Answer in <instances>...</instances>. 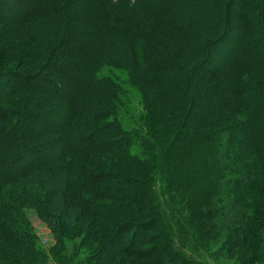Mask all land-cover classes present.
Returning a JSON list of instances; mask_svg holds the SVG:
<instances>
[{
  "label": "trees",
  "instance_id": "trees-1",
  "mask_svg": "<svg viewBox=\"0 0 264 264\" xmlns=\"http://www.w3.org/2000/svg\"><path fill=\"white\" fill-rule=\"evenodd\" d=\"M245 2L222 1L220 28L213 38L197 44L202 57L189 72L192 83L206 78L202 66L211 63L218 54L216 45L231 31L244 39L249 30L264 32V0ZM47 7L63 18L55 30L58 37L41 42L48 55L54 54L53 64L39 69L29 64L31 41L25 35L8 36L10 44L0 41V132L7 139L21 136L5 154L0 142V264H47L48 252L57 264H74V255L81 252L85 264H209L208 257L214 255L209 247L222 231L218 253L228 252L238 264H264L263 114L241 111L239 131L226 136L213 128L195 133L186 124L193 107L190 99L180 109L178 124L165 123L154 103L157 61L171 63L161 53L168 49L167 38L176 33L182 43L189 41L188 28L175 18L169 0H0V31L20 21L30 29ZM94 16L102 24L91 31ZM109 32L125 42L133 63L140 65L152 56L155 67L137 74L124 67L126 60L104 57L103 38ZM260 37L240 42L236 66L244 52L264 57V34ZM140 42L144 47L138 50ZM12 43L17 49L13 54ZM215 65L214 96L222 107H240L239 97L222 96L234 85L229 67ZM107 66L128 69L130 83L142 90L144 113L135 128H128L120 115L127 91L124 81L100 74ZM85 72L92 73L94 85L109 89L97 96L102 106L92 116L93 129L75 141L56 142L60 115L75 114L76 90ZM30 96L37 111L28 106ZM223 138L238 149L244 176L231 185L233 193L227 188L223 165L229 158L224 148V163L216 165ZM205 144L209 155L194 153ZM54 164L65 165L68 178L58 176ZM121 188L120 196L115 191ZM223 195L240 209L233 226L215 221V203L218 206ZM123 197L128 198L130 218L122 222L106 215L102 220L104 211L95 207L112 212ZM28 206L50 225L56 242L50 251L38 243ZM78 238L79 245L68 254L67 240Z\"/></svg>",
  "mask_w": 264,
  "mask_h": 264
},
{
  "label": "rangeland",
  "instance_id": "rangeland-1",
  "mask_svg": "<svg viewBox=\"0 0 264 264\" xmlns=\"http://www.w3.org/2000/svg\"><path fill=\"white\" fill-rule=\"evenodd\" d=\"M223 0H169L171 7L173 8V13L175 18L179 22L184 23L188 28L189 41L183 42V37L171 36V40H168V49H161V53L164 54V58L170 59L171 63L163 64L162 60L158 61L155 57H150V59L139 65L133 63L130 54L125 52L123 48L125 42L122 39L117 38L113 32L105 33L103 38V51L104 57H115L119 61H125L124 67H129L137 74H143L145 71L153 69L156 65V61L160 66V70L157 72V78L155 81V89L158 92L155 93L154 103L159 108V114L165 120V123L178 124L180 122L181 107H186V101L190 99L193 101V107H191V115L188 118L189 129L194 130L195 133H201L208 128L216 129L221 132L224 136L231 131H239V118L242 115L241 111L253 115L255 113H262L261 125L264 129V57H254L247 53L241 54L239 56L240 63L236 66L234 62L235 57L239 55L240 42L243 40L254 42L259 40L261 35L264 34L263 31L249 30L245 34L246 39H244L242 33L230 32L227 36L229 38L226 41L220 42L216 47L218 48V54L210 58L211 63H206L202 66L206 78L199 82H191L189 77V72L196 61L201 59V48L197 47L198 43L206 42V40L213 38L220 28V21L223 18L221 8ZM246 1V2H245ZM249 0H244L247 4ZM239 7H234V9ZM242 11V10H241ZM59 12L52 11L49 7L42 10L37 16H35L33 24L30 29H26L24 23L18 22L15 27L7 26L3 31H0V41H7L9 44L8 36L16 38L18 35H25L28 41L31 43L28 45L27 59L31 60L29 64L36 66V68L45 67L48 63L53 64L54 54L48 55L47 52L42 48V41L46 38L56 37L57 31L60 25L63 23V18L58 15ZM223 20V19H222ZM102 24V20L94 16L91 23L89 24V30L94 31L98 26ZM62 28V27H61ZM244 26H242V29ZM259 30H262L260 28ZM58 37V36H57ZM56 37V38H57ZM84 42V39L81 40ZM170 41V42H169ZM181 42V43H180ZM13 43L11 44V48ZM144 47L142 42L138 45V50ZM165 47V46H164ZM144 49V48H143ZM15 48L11 49V54L15 52ZM143 56V52L141 51ZM30 57V58H29ZM144 57V56H143ZM64 58V57H63ZM58 62V60H56ZM173 63V64H172ZM221 63V64H219ZM215 67H226L228 72L233 74L234 85L228 89H225L224 95L227 98L239 97L241 101V106L236 109L233 107H222L221 102L214 96L212 90H215L212 85L215 80L213 79V65ZM218 64V65H217ZM139 65V67H138ZM202 65V64H201ZM117 68V67H105L101 70V75H118L120 80L125 83V102L120 109V115L128 128H135L141 123V117L144 113L143 110V99L142 90H140L136 85L130 83L128 69ZM75 70V69H74ZM212 73V74H211ZM83 77L80 87L76 90L77 96L75 97V114L73 117L64 118L60 115L61 123L56 127L55 135L56 142L63 141H75L79 136L87 135L94 126L93 114L96 113L102 106L99 102V97L102 90H109L105 85L99 87V85L93 84V76L91 72H85L82 74ZM227 77V75H226ZM189 78V79H188ZM228 78V77H227ZM236 80V82H235ZM209 90V91H208ZM211 90V91H210ZM201 94V95H199ZM21 97H24V92H20ZM197 95L199 96L197 99ZM98 96V98H97ZM190 97V98H189ZM222 97V98H223ZM32 96L29 99V108L37 111V108L32 100ZM202 106H207V108H201ZM56 110H58L57 103L54 104ZM184 107V108H185ZM44 125L41 124L40 127ZM39 129V127H38ZM23 132V131H22ZM4 133L0 132V142L3 146V151L5 148L10 150V147H14L17 141L20 140L19 135L14 139L3 136ZM38 139L40 137L37 136ZM210 145V142H209ZM73 148V147H71ZM223 148L228 152V161L223 165L225 172L227 173V179L229 180L227 188L230 186V192L233 193L234 189L231 191V185H233L238 180L244 178L243 171H241V162L237 159L238 149L231 147V143L227 138L221 139V142L217 146V167H220L221 161L224 158ZM221 149V154L219 155V150ZM224 150V151H225ZM196 153L201 155H209L210 148L208 145H204L199 149H195ZM5 150L3 153L5 154ZM0 151V154H3ZM1 160H4L1 158ZM7 162V161H6ZM53 168H57L56 172L58 176L62 178H68V170L63 164H54ZM56 176V175H55ZM237 180V181H236ZM225 183V182H224ZM229 189V188H228ZM117 195L123 192L122 188L115 191ZM225 193H228L225 191ZM121 196V195H120ZM228 196V195H227ZM128 198H119L115 204V209L113 211H106L105 208L95 207L104 211L102 214L103 218L106 215L114 219H119L124 222L130 218V211L127 207ZM88 205H96L95 203L88 202ZM217 217L215 221L219 225L233 226L237 223L240 218V209L230 200L229 197H222V200L215 203ZM26 212L38 234V243L42 249L50 251L51 247L55 245V237L51 231L50 225L37 213L36 209L32 206L26 207ZM91 208L89 207V211ZM101 220V221H102ZM223 225V226H224ZM225 231L221 232L220 237L215 239L209 250L214 254L208 257L209 264H238L233 258V256H228V252L223 251L218 253L219 247L221 246V241L223 240ZM80 238L74 240H67L66 242V252L72 254L75 250L76 245H79ZM48 263L47 264H57V261L48 252ZM74 264H85L84 260L86 255L81 252L80 255H74ZM121 257V256H120ZM119 257V258H120ZM119 264H122L119 263Z\"/></svg>",
  "mask_w": 264,
  "mask_h": 264
}]
</instances>
